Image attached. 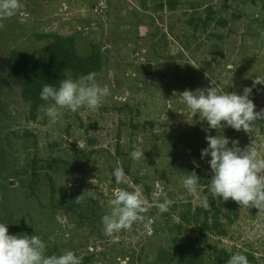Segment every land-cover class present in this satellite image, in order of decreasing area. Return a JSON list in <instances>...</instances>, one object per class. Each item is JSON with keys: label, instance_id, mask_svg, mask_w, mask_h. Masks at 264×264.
<instances>
[{"label": "rangeland", "instance_id": "1", "mask_svg": "<svg viewBox=\"0 0 264 264\" xmlns=\"http://www.w3.org/2000/svg\"><path fill=\"white\" fill-rule=\"evenodd\" d=\"M166 1L21 0L17 14L3 21L0 222L9 234L38 235L49 255L71 250L82 264H218L220 251L264 264V212L216 198L210 157L201 159L206 136L218 134L240 148L254 144L264 156V120L247 132L229 127L215 134L179 96L213 86L242 94L256 75L264 76V0H173L174 10ZM160 2L163 9L156 8ZM51 35L74 37L81 55L92 44L100 51L96 80L108 95L99 110L61 109L53 120L39 107L30 119L31 103L7 76L8 55L32 53L46 62ZM253 98L257 111L264 109V92L254 89ZM133 150L144 151V159L133 161ZM116 168L126 182L114 180ZM192 171L200 196L212 195L215 209L184 189L182 175ZM122 188L142 192L144 220L106 235L102 216ZM70 200L78 207L66 209ZM165 200L168 211L161 213ZM204 210L210 224L219 211V232L200 231Z\"/></svg>", "mask_w": 264, "mask_h": 264}, {"label": "clouds", "instance_id": "2", "mask_svg": "<svg viewBox=\"0 0 264 264\" xmlns=\"http://www.w3.org/2000/svg\"><path fill=\"white\" fill-rule=\"evenodd\" d=\"M22 7L21 0H0V28L3 21L14 17ZM260 35L264 37V31ZM212 83V82H211ZM212 85H214L212 83ZM264 76L256 75L250 87L243 88L242 94L220 91L216 86L207 89L185 90L179 94L184 105L193 113L203 117L210 129L230 127L237 131L248 129L264 120V109L257 111L253 91L264 92ZM108 95L91 72L76 79L65 78L59 86L45 83L40 92L44 104L40 106L45 115L53 120L58 118L61 109L71 112L81 107L99 110ZM223 122V123H222ZM207 147L201 150V159L210 157L208 164L213 173L210 192L223 201L237 202L241 208H256L264 212V156L258 153L254 144L240 148L239 141L229 140L223 134L206 136ZM232 145L229 147V145ZM82 149L83 145L79 144ZM133 161L144 159V151L133 150L129 154ZM194 166L199 167L194 161ZM117 183L126 182L122 168L113 170ZM199 181L195 171L182 175L184 189L197 197L203 207L210 208L206 197L199 194ZM110 211L102 216V226L106 235L130 229L135 223L144 220L146 202L140 190L120 189L110 200ZM170 201L158 204L161 213L168 211ZM259 232H253V237ZM0 264H82L81 258L69 250L60 255L48 254L47 243L38 235L9 234L8 223L0 222ZM227 264H249L242 252L233 253Z\"/></svg>", "mask_w": 264, "mask_h": 264}, {"label": "trees", "instance_id": "3", "mask_svg": "<svg viewBox=\"0 0 264 264\" xmlns=\"http://www.w3.org/2000/svg\"><path fill=\"white\" fill-rule=\"evenodd\" d=\"M170 10H174L175 2L173 0H167ZM165 2H160L156 5L157 9H163ZM209 14H213L211 8L208 9ZM208 20V18H207ZM221 27L227 25L225 19L220 18L218 23ZM46 38H50L51 47L46 62L38 61L34 58L32 53H21L19 51H11L8 55V73L7 76L12 80V83L18 86L21 89V97L27 102L31 103L29 117L31 120H34L36 116L37 109L44 104V101L40 99V92L45 83H50L55 86H59V82L66 78L69 74L73 79H76L80 76L87 75L88 73L94 72L98 73L101 69V53L95 45H91L94 49L88 55H81L77 52L74 46V37L72 36H60V35H51ZM96 50V51H95ZM223 123V122H222ZM225 127L224 129H228ZM264 131V128L262 129ZM213 131L217 132V130ZM191 135V133H190ZM194 135V133H192ZM196 136H200L199 131L195 132ZM53 163L56 161H52ZM12 176L17 178L16 174ZM20 182V181H19ZM137 182V180H135ZM22 185V183L20 182ZM32 185V183H31ZM30 190L32 186L29 187ZM34 189H32L33 192ZM146 191L149 193V188H146ZM51 200L54 201V187L51 186ZM207 201L211 207H214V201L212 195L207 197ZM79 203L75 200H70L69 205L66 209L72 210L77 208ZM215 209V207L213 208ZM201 212V209H198ZM92 213V211L90 212ZM203 213V222L200 227L201 232H219L218 224V213L216 210L212 223L208 222V213L207 211H202ZM184 220L186 219L183 216ZM222 234V233H221ZM231 254L225 253V251H220L218 255V264H227L228 259ZM249 264L252 261V256H247Z\"/></svg>", "mask_w": 264, "mask_h": 264}]
</instances>
